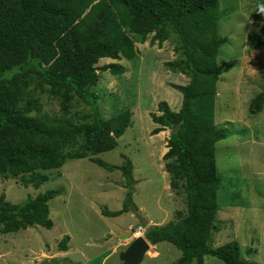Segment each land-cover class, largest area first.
Listing matches in <instances>:
<instances>
[{"label":"trees","instance_id":"trees-1","mask_svg":"<svg viewBox=\"0 0 264 264\" xmlns=\"http://www.w3.org/2000/svg\"><path fill=\"white\" fill-rule=\"evenodd\" d=\"M220 18L218 0H0V173L18 177L23 187L38 188L48 180L43 172L60 169L68 159L86 158L83 153H64L67 145L80 140L84 153L94 155L113 150L131 126V115L125 110L102 119L93 88L101 73L120 75L124 68L116 63L98 67L99 60L133 59L138 40L158 47L172 40L177 59L164 66L185 75L188 83L173 85L181 94L177 110L165 102L157 105L158 114H151L157 127L151 135L170 132L162 160L170 189L181 185L185 208L175 212V220L148 227L144 239L152 246L166 242L178 249L181 257L174 264L193 260L203 264L204 256L222 264H255L240 258L236 242L207 246L217 231L221 183L215 143L228 135L214 124L216 84L222 74L217 55L227 42L218 35ZM249 39L255 51L264 48L258 34L251 33ZM34 80L36 90L58 100L57 126L39 115L37 99L25 100ZM74 97L92 111L78 124L66 119ZM263 110L264 87L247 108L249 115ZM89 160L107 171L115 169L99 159ZM120 171L126 188L122 208L101 210V215L117 217L133 211L140 217L132 202L129 160ZM60 194L49 190L19 204L8 203L1 195L0 233L34 226L51 229L48 202ZM68 241L67 236L60 240L59 251L67 250ZM246 253H254L253 248Z\"/></svg>","mask_w":264,"mask_h":264},{"label":"rangeland","instance_id":"rangeland-1","mask_svg":"<svg viewBox=\"0 0 264 264\" xmlns=\"http://www.w3.org/2000/svg\"><path fill=\"white\" fill-rule=\"evenodd\" d=\"M259 6H264V0H218V35L227 42L217 55L222 74L216 84L214 124L226 129L228 135L215 143V167L221 183L217 231L207 246L236 242L240 258L264 264V110L256 115L247 111L252 97L264 87V48L255 51L249 39L256 33L264 43V13L258 12ZM135 46L138 53L131 60L98 62V67L116 63L124 68L120 75L101 73L93 88L99 96L97 107L102 119L109 120L125 110L131 115V126L117 139L113 150L94 155L84 153L80 140L67 145L64 153H83L86 158L68 159L60 169L43 172L48 180L38 188L23 187L18 177L0 173V196L11 204L49 190L61 191L48 202L51 229L34 226L0 233V264H122L119 255L137 230L144 233L148 227L164 225L175 220L176 211L184 210L181 185L176 191L170 189L162 160L170 132L165 129L151 135L157 127L151 114H158L160 102L177 110L181 94L173 85L184 86L188 78L164 66L177 59L172 40L161 47L138 40ZM37 83L34 80L25 100L37 99L39 115L57 126L61 118L58 100L36 90ZM91 113L88 104L74 97L66 119L78 124L83 115ZM92 158L115 169L107 171L91 162ZM124 160L131 163L132 202L140 217L133 211L117 217L102 216L101 210L122 208L126 188L120 167ZM126 232L129 235L125 237ZM64 236L69 238L67 250L59 251L58 243ZM248 248L254 253L247 255ZM180 257L178 249L162 242L150 245L140 264H174ZM203 264L222 263L204 256Z\"/></svg>","mask_w":264,"mask_h":264},{"label":"water","instance_id":"water-1","mask_svg":"<svg viewBox=\"0 0 264 264\" xmlns=\"http://www.w3.org/2000/svg\"><path fill=\"white\" fill-rule=\"evenodd\" d=\"M125 234V235H124ZM126 237L129 232L124 233ZM150 245L143 237L134 239L119 255L122 264H140L148 251Z\"/></svg>","mask_w":264,"mask_h":264},{"label":"clouds","instance_id":"clouds-1","mask_svg":"<svg viewBox=\"0 0 264 264\" xmlns=\"http://www.w3.org/2000/svg\"><path fill=\"white\" fill-rule=\"evenodd\" d=\"M258 12H260V13H264V6H259V7H258ZM134 232H135V231H133V233H134ZM141 232H142V231H141ZM138 237H143V238H144L143 233H142V235H140V236H138ZM138 237L133 238V239L131 240V242H132L134 239L138 238Z\"/></svg>","mask_w":264,"mask_h":264},{"label":"built area","instance_id":"built-area-1","mask_svg":"<svg viewBox=\"0 0 264 264\" xmlns=\"http://www.w3.org/2000/svg\"><path fill=\"white\" fill-rule=\"evenodd\" d=\"M141 234H142L141 231H140V230H137V232L134 233V236H135V237H138V236H140Z\"/></svg>","mask_w":264,"mask_h":264}]
</instances>
